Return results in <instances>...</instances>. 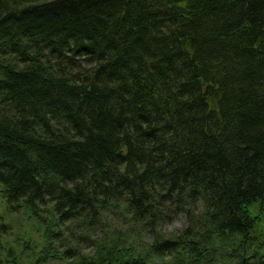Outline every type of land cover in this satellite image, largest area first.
Instances as JSON below:
<instances>
[{"label": "trees", "instance_id": "trees-1", "mask_svg": "<svg viewBox=\"0 0 264 264\" xmlns=\"http://www.w3.org/2000/svg\"><path fill=\"white\" fill-rule=\"evenodd\" d=\"M0 197L27 264H264V0H0Z\"/></svg>", "mask_w": 264, "mask_h": 264}, {"label": "rangeland", "instance_id": "rangeland-1", "mask_svg": "<svg viewBox=\"0 0 264 264\" xmlns=\"http://www.w3.org/2000/svg\"><path fill=\"white\" fill-rule=\"evenodd\" d=\"M37 2H46L51 0H36ZM25 3V2H24ZM23 5V4H21ZM1 199V197H0ZM251 215L256 218L257 223L254 231V236L258 241L264 242V212H260L257 206L251 207ZM0 224H5V230L2 232L0 229V264H7L8 261L15 260L16 263L10 264H27L28 262L35 263L37 256L43 247V232L44 230L39 224L31 220L23 212L9 215L0 200ZM187 220L184 216H178L165 228H162L164 234L177 235L183 233L187 229ZM105 226V225H104ZM101 229H96L97 232L90 237V239L96 240L101 238L104 232V228L110 226L111 229H118L119 232L124 233L127 228L117 223H107V225ZM74 233L75 237L67 235L63 237L62 245L58 243L60 253H63L66 248L75 247L76 252L80 253V258L90 257L96 253V248L90 245L85 238L78 240L82 235L86 236L78 228L68 230V233ZM103 239V238H102ZM78 240V241H77ZM36 259V260H35ZM46 264H76L73 260H57L49 261Z\"/></svg>", "mask_w": 264, "mask_h": 264}]
</instances>
